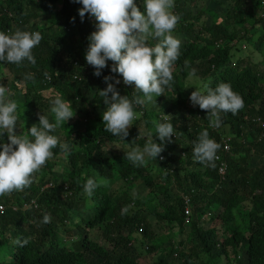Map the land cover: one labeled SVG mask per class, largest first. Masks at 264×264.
Masks as SVG:
<instances>
[{
	"label": "trees",
	"instance_id": "trees-1",
	"mask_svg": "<svg viewBox=\"0 0 264 264\" xmlns=\"http://www.w3.org/2000/svg\"><path fill=\"white\" fill-rule=\"evenodd\" d=\"M225 1L213 19L193 10L195 0H174L179 20L171 34L181 55L173 82L156 104L136 106L123 141L105 132L101 119L98 92L111 73L106 67L94 76L84 59L94 17L86 13L81 22L74 0H0V32L42 36L34 64L0 63V85L11 100L22 97L24 133L57 94L74 113L51 133L70 145L69 154L53 149L28 187L0 196V264H264V0ZM135 2L143 11L142 0ZM192 68L198 79H189ZM221 82L244 106L209 127L206 110L188 97ZM117 87L142 98L131 85ZM162 111L174 126L163 159L133 165L124 147L142 148L149 131L156 139ZM205 129L220 145L214 167L193 159V142ZM88 178L97 184L91 197L82 191Z\"/></svg>",
	"mask_w": 264,
	"mask_h": 264
},
{
	"label": "clouds",
	"instance_id": "clouds-1",
	"mask_svg": "<svg viewBox=\"0 0 264 264\" xmlns=\"http://www.w3.org/2000/svg\"><path fill=\"white\" fill-rule=\"evenodd\" d=\"M74 2L82 5L78 9L81 22L86 13L96 21L95 30L86 38V63L93 68L96 77H100L106 67L111 73L103 76L106 87L98 92L105 106L101 113L104 131L125 141L129 128L137 118L136 106L156 104L154 97L163 94L164 89L173 82L172 67L181 55L180 40L171 34L179 20V16L172 11L174 0H142L143 11L135 0ZM41 39V34L36 31L0 32V63L20 64L27 61L34 64L32 49L39 45ZM150 39L157 42L150 45ZM188 77H196L195 68L189 70ZM121 83L131 85L142 93V98L133 95L130 99L127 95H121L117 87ZM203 89L195 88L188 99L192 106L206 110L209 127H220L221 113L235 114L244 106L243 99L226 82L214 88L204 84ZM8 94L9 90L0 85V196L28 187L33 182V174L53 156V149L59 147L65 155L69 154L70 145L59 142L57 136L51 133L62 121L66 123L74 116L71 105L57 94L50 108L54 122L38 113V126L33 124L26 133L17 134L16 129L20 128L18 106L14 100L8 99ZM154 127L156 139L149 131L142 148L133 147L125 152L124 158L133 165L142 166L146 158L163 159L161 153L166 143L172 142L174 126L169 122V115L162 111L160 121ZM219 147L209 137L208 131L202 130L193 142V159L201 165L214 167ZM96 187V182L88 178L82 191L91 197ZM124 212H127V208L122 210V214ZM49 221L50 215L45 213L42 222ZM21 243L23 245L27 241Z\"/></svg>",
	"mask_w": 264,
	"mask_h": 264
},
{
	"label": "rangeland",
	"instance_id": "rangeland-1",
	"mask_svg": "<svg viewBox=\"0 0 264 264\" xmlns=\"http://www.w3.org/2000/svg\"><path fill=\"white\" fill-rule=\"evenodd\" d=\"M194 6L195 7L193 8V10H195V11H197V10L201 11L202 10L205 12L206 17L216 19L222 12L225 11L226 1L220 0L218 2V4H214V2L212 0H195ZM59 8H60V4L51 5V9L54 11L59 10ZM42 18H44V21L40 24H46L48 21L45 19L44 16H42ZM61 59H62V57H59V60H61ZM21 98H22L21 95H17L14 98V101L17 103V106H18L17 107V115H18V125L20 127V128L16 129L17 133L18 132H20V133L24 132V128L20 122V118L23 116V113H24V105L21 103L22 102ZM8 99H10L9 95H8ZM151 106H152L151 103H149L148 107H151ZM44 115L49 119L50 122H54V114L49 110V108L44 111ZM56 131L58 133L60 132L59 126L56 128ZM115 146L118 147V145H115ZM123 150H126L128 152V151H131V148H128L127 146H125ZM244 206L248 207L249 205L245 203ZM235 216L238 219L237 223H240L241 218L238 215H235ZM95 239L97 240L98 238L96 237ZM217 262H219V261H217Z\"/></svg>",
	"mask_w": 264,
	"mask_h": 264
},
{
	"label": "built area",
	"instance_id": "built-area-1",
	"mask_svg": "<svg viewBox=\"0 0 264 264\" xmlns=\"http://www.w3.org/2000/svg\"><path fill=\"white\" fill-rule=\"evenodd\" d=\"M224 143H225V142H224ZM225 148H226V149H228V146L226 145V146H225ZM219 172H220L221 174H223V169H220V171H219ZM0 210H2V208H1V207H0Z\"/></svg>",
	"mask_w": 264,
	"mask_h": 264
}]
</instances>
